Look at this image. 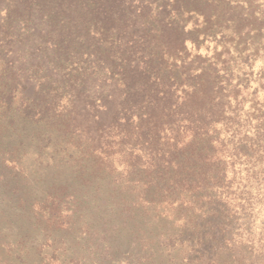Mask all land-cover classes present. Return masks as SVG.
Here are the masks:
<instances>
[{
    "label": "rangeland",
    "instance_id": "rangeland-1",
    "mask_svg": "<svg viewBox=\"0 0 264 264\" xmlns=\"http://www.w3.org/2000/svg\"><path fill=\"white\" fill-rule=\"evenodd\" d=\"M180 2L195 43L167 62L179 115L163 131L101 126L93 91L39 122L18 94L0 111V264H264V0ZM195 87L200 122L182 106Z\"/></svg>",
    "mask_w": 264,
    "mask_h": 264
},
{
    "label": "trees",
    "instance_id": "trees-1",
    "mask_svg": "<svg viewBox=\"0 0 264 264\" xmlns=\"http://www.w3.org/2000/svg\"><path fill=\"white\" fill-rule=\"evenodd\" d=\"M156 1L7 0L0 6V111L13 112L18 94L25 104L21 115L39 122L61 96L80 101L93 91L101 126L108 116L119 122L123 113L125 124L136 117L141 130L163 131L177 114L170 82L179 80L167 62L182 57L184 63V54L191 56L187 42L195 41L171 15L180 0H161L162 11L152 20ZM18 63L26 66L21 72ZM197 77L201 82V72ZM35 79L46 88L36 91ZM200 89L182 105L199 122L207 98L198 96ZM74 116L64 121L72 123Z\"/></svg>",
    "mask_w": 264,
    "mask_h": 264
}]
</instances>
